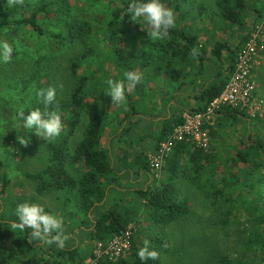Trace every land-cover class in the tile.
<instances>
[{
    "label": "rangeland",
    "instance_id": "obj_1",
    "mask_svg": "<svg viewBox=\"0 0 264 264\" xmlns=\"http://www.w3.org/2000/svg\"><path fill=\"white\" fill-rule=\"evenodd\" d=\"M119 2L0 0V15L3 13L12 20L11 24L0 28V40H8L13 47L12 59L0 64V211L7 216H15V204L32 199L60 215L68 237L65 245H76L78 248V256L72 261L58 257L61 264H76L80 255L84 256V264L90 263L96 241L87 235L84 227H80L83 215L78 209L74 192L54 188L43 193L37 191L39 181L34 176L47 166L46 148L39 144L42 138L33 133H28L26 144L19 143L17 136L24 130L17 121V109L40 108L41 103L35 95L40 88L53 87L56 89V101L66 99L74 85L69 66L71 62H78V74L87 78L88 87L94 90V95H101L106 111L102 145L107 146L112 154H116L120 146L123 149L132 147L129 149L131 152L143 154L149 162L159 144L156 129L163 123L160 119L181 108L182 116L194 103L174 96L175 92L183 89L180 87L183 79L180 76L172 78L170 69H164L162 60L156 57L151 45L153 41L148 37L147 30L142 28L143 24L135 27L138 22L114 20L113 12ZM257 4L262 15L257 23L264 24V0H257ZM41 6L44 11H39ZM181 6L185 12L183 22L196 36L197 46H204L210 51L216 42L222 40L231 45L243 43L237 32L239 29L231 28L222 21L215 0H182ZM36 11L41 33L24 23L14 22ZM73 19L85 20L90 32L78 35L70 43L67 24ZM120 46H126L127 54L132 56L134 71L141 72L143 88L141 91L128 89L125 101L117 105L112 104L102 89L106 87L108 77L124 79L113 49ZM84 48L90 51L84 59H78ZM226 53L222 52L224 57ZM209 57V65L204 73L197 75L196 82L202 79L204 83L210 82L212 76L221 79L223 68L212 54ZM144 58L149 65L137 69ZM158 66L161 68L156 69ZM176 67L183 69V64ZM194 67L195 63L193 67L186 66L183 69L186 74L182 77L186 79L190 76L188 73L195 74ZM254 80L255 95L264 99V72H254ZM131 107L134 113L125 122L123 117ZM27 112L28 109H25ZM88 118L89 113L84 110L75 125L63 123L62 132L57 137L64 135L68 139L69 151L82 137ZM122 126L127 130L120 132ZM238 127L227 124L217 130L210 138L206 151L214 157L198 172L191 167L186 168V161L182 163L183 168L174 181L178 195L187 200L188 214L168 224L140 225L142 242L145 238L151 240L154 237L169 242L168 251L160 255V264H218L221 256L228 258V264H261L262 256L255 239L257 232H261L264 238V163L251 168L236 160L234 152L239 146V134L244 132L243 125H240V131ZM248 130L252 136L264 140V115L249 117ZM231 165L236 169L232 170ZM68 167L74 178L81 175L82 171L77 167L70 164ZM150 172L154 176L151 167ZM161 176L162 171L158 178H154ZM141 182L142 179H139L135 185L126 188L141 187ZM146 183L152 184L151 181ZM47 257L48 251L32 241L30 246L23 245L14 252L10 264H48L45 261Z\"/></svg>",
    "mask_w": 264,
    "mask_h": 264
},
{
    "label": "trees",
    "instance_id": "obj_2",
    "mask_svg": "<svg viewBox=\"0 0 264 264\" xmlns=\"http://www.w3.org/2000/svg\"><path fill=\"white\" fill-rule=\"evenodd\" d=\"M166 7L173 10L176 17L175 27L169 30L168 36L164 39L152 40L153 49L156 51V57L162 60L164 69H170L172 78L183 79L181 84L185 85L191 80V75H200L204 73L206 66L209 65L211 54L221 65V79L213 80L204 85L196 96L200 104H196L188 111H199L212 100L223 87L227 75H229L235 63L236 51L240 42L231 45L228 41L216 42L210 51L204 46H197L196 36L192 34L186 24L183 22L185 12L182 10V0H163ZM219 9V14L224 23L231 28L239 29L241 41L245 40L253 27L261 18V9L257 0H215ZM128 0H120L117 9L113 12L115 21L121 19L123 23H131L126 15V6ZM43 6L39 11H44ZM37 11L31 13L28 17L16 19L17 24L24 23L30 29L41 33L36 18ZM12 20L1 13L0 28L11 24ZM135 24V27H138ZM144 27V25H143ZM67 38L72 43L78 35L84 36L90 32L88 23L83 19H73L67 24ZM146 30V29H145ZM61 37V36H59ZM61 42L63 40H60ZM128 45V44H127ZM126 46L114 47L116 61L124 72L134 70L132 66V56H129L125 50ZM90 49L84 48L78 59H84ZM227 52L225 57L222 52ZM210 52V53H209ZM138 63V68L149 65L147 58ZM226 60V62H225ZM183 64V69L193 67L194 73H188L189 78H183L186 73L182 68L176 65ZM205 66V67H204ZM70 73L74 78V85L71 88L66 99L57 100L54 108L62 117L63 123L69 126L75 125L79 121L84 110L88 111L89 118L82 132V137L69 151L68 139L63 135L51 140L44 138L39 140L46 148L48 158L47 166L34 177L39 184L37 191L43 193L46 189H66L76 194L77 206L83 215L82 225L87 231V235L95 241H104L112 235L124 230L129 224H133V232L130 236L129 248L115 258L94 257L87 264H160V255L168 251L169 242L164 238L154 237L151 239V247L155 248L159 255L156 260L140 261L137 256V250L143 242L139 237V227L141 224L155 225L168 224L172 221L185 217L189 212L187 200L180 197L177 192L174 178L186 161V168L191 167L194 172H198L207 162L214 157L212 153L206 152L195 147L188 141L172 140L171 149L165 158L162 166V176L159 179L154 178L150 172V165L147 157L140 153H134L129 148H120L116 154H112L107 146L102 145L103 128L107 123V115L102 104L101 95H94V90L88 87L87 78L80 76L77 72L78 62L70 63ZM161 66L156 67L160 69ZM139 72V71H137ZM141 73V72H139ZM143 76L141 82L136 85L134 90L141 91L143 88ZM38 100V99H37ZM52 107V106H50ZM41 110L44 106L41 104ZM182 108L174 113H168L164 117L160 127V132L156 141L160 142L166 139L172 132V129L181 121ZM134 113L133 107L123 117L125 122L131 119ZM238 108L231 106H221L214 114L213 123L206 125L210 138L214 137L217 130L223 125H240L244 132H240L239 146L234 152L236 160L257 168L264 163V140L252 136L248 130L249 117ZM72 128V127H71ZM127 130V128L120 129ZM241 144V145H240ZM133 149V148H132ZM133 153V156L132 154ZM75 166L82 171L78 178H74L69 173V167ZM134 164V165H133ZM133 166H135L133 168ZM231 169L235 170L234 165ZM121 169V170H120ZM189 169V168H188ZM123 171L124 176H120ZM148 173L152 184L144 185L138 188H126L122 180L126 181L132 174ZM238 177L236 178V182ZM233 184H227V186ZM15 216H7L0 211V264H10V259L17 249L23 245H31V242L25 231L11 229V224ZM256 243L259 247L262 262L264 264V238L261 232L256 233ZM48 251L46 262L48 264H61V259L72 261L78 256V248L74 246H64L57 248L54 245L38 243ZM83 257L79 256L76 264H84ZM226 256H221L218 264H228ZM71 264H75L72 262Z\"/></svg>",
    "mask_w": 264,
    "mask_h": 264
},
{
    "label": "clouds",
    "instance_id": "obj_3",
    "mask_svg": "<svg viewBox=\"0 0 264 264\" xmlns=\"http://www.w3.org/2000/svg\"><path fill=\"white\" fill-rule=\"evenodd\" d=\"M126 15L129 20L144 25L142 28L147 30L150 40L166 38L169 30L176 24L173 10L166 7L163 0H128ZM12 52V44L8 40H0V64L8 63L12 59ZM123 75V80L108 77L105 81L106 87L102 90L110 97L112 104H122L126 99V91L135 88L142 79V74L134 70L125 71ZM35 95L39 103L43 104V110L39 107H28L19 108L16 112L19 126L24 130L23 134L17 136L21 144L28 142V133L51 140L62 132V117L54 108L57 103L56 89L40 88L35 91ZM25 109H28L27 114ZM14 215L16 219L12 222L11 229L15 232L30 230L26 232L30 241L54 245L57 248L65 246L68 237L65 234L63 218L54 211L47 210L43 204L25 199L15 204ZM158 255L148 238L144 239L137 250L140 261L156 260Z\"/></svg>",
    "mask_w": 264,
    "mask_h": 264
},
{
    "label": "built area",
    "instance_id": "obj_4",
    "mask_svg": "<svg viewBox=\"0 0 264 264\" xmlns=\"http://www.w3.org/2000/svg\"><path fill=\"white\" fill-rule=\"evenodd\" d=\"M264 53V24H256L236 52L234 66L220 92L199 111H184L181 121L171 134L160 141L150 156L149 164L158 178L172 140H185L195 147L208 151L210 137L206 125L213 123L215 111L221 106L241 110L247 117L264 115V99L255 95L254 68ZM133 224L104 241H96L93 257L115 258L129 248Z\"/></svg>",
    "mask_w": 264,
    "mask_h": 264
},
{
    "label": "crops",
    "instance_id": "obj_5",
    "mask_svg": "<svg viewBox=\"0 0 264 264\" xmlns=\"http://www.w3.org/2000/svg\"><path fill=\"white\" fill-rule=\"evenodd\" d=\"M222 54V53H221ZM223 56V54H222ZM256 71L255 74H261L264 72V54L262 55V57L259 59V61L257 62V66L255 68ZM228 76V75H227ZM197 76L196 75H193V82H190V83H186V85H182L180 86L181 88H183L182 90L180 89V92H175L174 93V96L175 97H180V98H183V99H188L190 103H193V106H195L196 104H200V100L196 97L198 95V92H199V89H202L204 87V84H207V83H210L212 82L213 80H216L215 78H213L214 76H212V80H210V82H205L203 81V79L201 80V82L198 80V82H200V85H198V82H196L194 79L196 78ZM227 78V77H226ZM173 96V97H174ZM173 105V104H172ZM175 105V104H174ZM178 106V105H175V107ZM167 116V115H166ZM160 120H163V119H160ZM159 121V120H158ZM156 136L158 137L159 135V132H160V126H159V129H156ZM121 170V169H120ZM120 176H124V173L123 171L120 172ZM149 174L148 173H145V172H142L141 174L137 175V174H132V176L129 177L128 180L126 181H123L122 180V184L124 186H131V185H135L136 184V181H139V179H142V186L143 187L145 184H147L146 182L149 183L150 181V178L148 176ZM149 179V180H147ZM130 188H134V187H130ZM137 188V187H136Z\"/></svg>",
    "mask_w": 264,
    "mask_h": 264
}]
</instances>
